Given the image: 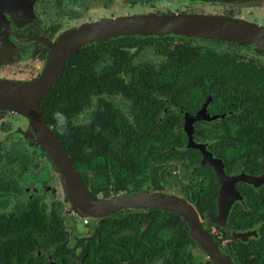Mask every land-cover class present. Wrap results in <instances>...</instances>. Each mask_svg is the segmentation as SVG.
<instances>
[{"label":"flooded vegetation","instance_id":"1","mask_svg":"<svg viewBox=\"0 0 264 264\" xmlns=\"http://www.w3.org/2000/svg\"><path fill=\"white\" fill-rule=\"evenodd\" d=\"M177 16L238 19L260 26L263 36L167 30L95 39L67 58L58 81L39 99L40 111L41 100L53 90L58 99L56 91L66 82L68 88L88 83L76 95L81 104L70 103L78 112L66 126H88L97 112L104 132H182V139L167 148L192 149L191 136L213 158L207 149L220 145L216 133L229 131V170H224L245 180L238 179L231 189L227 225L204 219L201 224L233 264H264V0H0V82L41 79L61 34L84 23ZM24 121L12 103L0 102V224L8 225L2 219L12 212L37 204L50 216L44 221L50 235L39 248L3 254L0 264H215L190 235L186 219L175 212L124 208L101 218L81 217L62 203L52 204L56 197L32 190L52 178H41L43 169L50 174L48 167L21 138ZM178 161L185 166L184 158L169 159L162 174L147 172L139 191L171 192L217 215L221 185L214 205L198 206L189 198L190 185L196 187L204 177L193 172L194 166L188 169L195 180L184 183L181 192L169 188L167 170ZM118 191L98 195L109 198ZM57 233L61 240L54 243Z\"/></svg>","mask_w":264,"mask_h":264},{"label":"water","instance_id":"2","mask_svg":"<svg viewBox=\"0 0 264 264\" xmlns=\"http://www.w3.org/2000/svg\"><path fill=\"white\" fill-rule=\"evenodd\" d=\"M260 26L238 19L200 16H177L140 19L99 20L84 23L63 32L56 43L46 74L36 82L7 84L0 82V102L12 103L26 118L28 126L21 131V138L28 146L49 162L60 180L62 201L69 211H81L93 218H101L124 208H159L172 211L184 217L189 233L201 249L215 264H233L229 255L222 250L214 236L201 224V219L214 226L228 223L229 210L233 204L231 189L238 179L245 180L240 174L229 177L220 158H213L201 143L189 136L188 145L202 153L201 164H209L215 171L220 183L218 190V214L203 211L187 199L164 190L146 192H119L110 198L95 196L84 184L80 172L74 165L73 157L67 152L55 130L51 129L40 111L39 99L45 96L61 76L67 58L83 48L84 45L99 38H106L126 32H164L186 33L212 32L214 36L230 38L240 36L262 37ZM189 135L191 133L189 132ZM32 190L49 192L57 197L51 183L37 184Z\"/></svg>","mask_w":264,"mask_h":264},{"label":"trees","instance_id":"3","mask_svg":"<svg viewBox=\"0 0 264 264\" xmlns=\"http://www.w3.org/2000/svg\"><path fill=\"white\" fill-rule=\"evenodd\" d=\"M67 63L60 84L65 80L69 60ZM64 85L65 88L56 91L58 99H54L55 90H53L41 100L42 114L47 123L53 125L65 149L73 157L74 165L80 172L84 184L95 196L102 198L98 195L99 193L108 196L118 190L117 193L123 190L139 191L142 182L146 181L144 175L147 172L155 175L162 174L167 168L165 164L167 160L184 158L186 159L185 167L193 168L194 166L195 174L204 175L196 187L190 185L189 198L202 207L215 204L220 183L209 164H200L202 158L200 151L196 148L185 149L183 152L178 148H167L168 144L173 145L174 142L182 139V132L165 129L155 132L145 130L134 133L122 132L123 134L113 130L104 132L99 124L100 113L97 112L92 115V122L88 126H66V120L78 112L77 108H71L70 103L81 104L82 100L78 99L79 91L88 83L74 82L72 88L67 87V82ZM90 87H92L91 83ZM61 96L65 100H61ZM55 100H58L57 106L52 104ZM216 134L220 145L209 147L207 150L220 158L225 169L229 170V131ZM162 163L164 165H160ZM155 175L153 180L158 182L159 179ZM52 204L56 207L61 206L59 201H52ZM35 205L33 209L16 210L8 217H3L2 220L9 223L8 225L0 224V259L7 252L16 253L21 250L29 251L30 247L39 248L46 242L45 238H49L50 224H44V221H49L50 216L42 207L38 208L37 204ZM56 219L59 221L57 228L60 231L63 229L60 216L57 215ZM39 231H46L41 234V243H39ZM57 235L58 238L54 239V243H59L61 240V234L57 233Z\"/></svg>","mask_w":264,"mask_h":264},{"label":"rangeland","instance_id":"4","mask_svg":"<svg viewBox=\"0 0 264 264\" xmlns=\"http://www.w3.org/2000/svg\"><path fill=\"white\" fill-rule=\"evenodd\" d=\"M26 126H28V122L25 118V121L22 124V129H24ZM27 141V140H25ZM29 147V146H28ZM30 148V147H29ZM31 150H34L32 148H30ZM43 159V158H42ZM44 163L46 164V166L48 167V170L50 172V174L47 176L46 175V171L43 169L41 172V178L42 179H48L49 176L52 178L51 181H49L48 183H51L53 187H55V190L57 192V196L55 200L59 201L60 203H62L64 205V207L66 206V204L64 203V201H62L63 198V194L60 190V180L58 178L57 173L54 171V169L51 167V165L49 164L48 161H46L45 159H43ZM167 175H168V185L170 189H174L176 191L181 192V188L182 185L185 183L190 182L191 180H195L194 175L191 173V170L186 168L183 165V162L178 161L175 163H172L169 165V168L167 170ZM46 183V184H48ZM42 192H46V191H42ZM48 193L50 196L51 194L49 192ZM75 212V211H74ZM79 212V213H78ZM76 213H78L79 216L84 217L87 215H85V213L78 211Z\"/></svg>","mask_w":264,"mask_h":264}]
</instances>
